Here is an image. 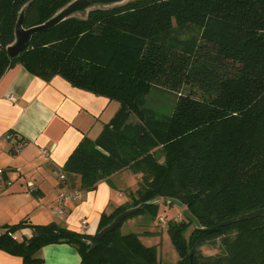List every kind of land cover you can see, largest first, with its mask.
I'll use <instances>...</instances> for the list:
<instances>
[{"label":"trees","instance_id":"1","mask_svg":"<svg viewBox=\"0 0 264 264\" xmlns=\"http://www.w3.org/2000/svg\"><path fill=\"white\" fill-rule=\"evenodd\" d=\"M72 1L0 0V78L21 65L45 82L59 77L118 103L97 138L81 139L60 171L81 192L124 171L137 178L126 203L100 215L97 233L143 203L133 215L154 218L153 202L171 206L173 199L197 221L167 223L175 264H264V216L220 225L264 208V0H140L95 8L33 35L17 58L8 57L21 14L29 29ZM184 86L203 94H180ZM152 89L178 95L170 115L155 117L144 108ZM123 221L96 241L97 233L23 220L3 230L28 227L30 236L17 242L5 233L0 250L37 264L39 249L64 240L77 249L80 264H162L155 246L119 232ZM205 245L220 251L204 256Z\"/></svg>","mask_w":264,"mask_h":264},{"label":"crops","instance_id":"2","mask_svg":"<svg viewBox=\"0 0 264 264\" xmlns=\"http://www.w3.org/2000/svg\"><path fill=\"white\" fill-rule=\"evenodd\" d=\"M118 107L117 102L73 88L59 77L45 82L21 65L1 76L0 139L13 134L17 143L0 144V167L11 182L0 194L6 198L1 212L8 210L0 219V228L24 220L27 225L55 224L87 236L97 233L100 215L126 203L124 191L133 188V174L128 172L131 180L127 186L120 185L124 171L99 183L94 191L73 188L79 196L63 204L61 216L55 214L59 205L57 193L72 187L63 188L57 177L81 139L97 138ZM81 221L86 222L85 229L81 228ZM14 234L26 239L30 229L23 227ZM34 258L40 260L37 264H80L77 249L66 242L45 245ZM0 264H23V260L0 250Z\"/></svg>","mask_w":264,"mask_h":264},{"label":"rangeland","instance_id":"3","mask_svg":"<svg viewBox=\"0 0 264 264\" xmlns=\"http://www.w3.org/2000/svg\"><path fill=\"white\" fill-rule=\"evenodd\" d=\"M137 1L140 0H120L115 4L106 5L103 7L94 6L82 14H85L89 10L95 8H114ZM193 68H197V66L194 64ZM190 92L193 93L194 97H201L200 95L203 94L197 86H184L180 90V94H188ZM177 96L178 95H176V93L152 89L144 97V108L151 112L155 117L168 116L172 112ZM123 174V181H121V184H119L127 186L131 180V175L128 173V171H125ZM136 182L137 178L133 175V191L136 189ZM131 189L132 188L124 191L126 199L128 196L127 192ZM4 197L5 196L0 197V219L5 218L6 212L8 211L6 208H4L1 212L2 203H5L6 200ZM157 204L158 207L156 209V215L154 218H151L152 216L149 214L131 215L123 221L119 232L121 234H136L144 245L155 246L157 248L158 257L162 264H175L178 260V256L170 243L167 233V223L171 220L178 221L182 219L183 215L181 214V211L184 209V207L178 209L173 205L168 206V204L160 200H157ZM191 230L192 226L189 227L185 233V238L188 236ZM219 251L220 250L217 246L212 245H205L200 248V254L204 256H213L218 254Z\"/></svg>","mask_w":264,"mask_h":264},{"label":"water","instance_id":"4","mask_svg":"<svg viewBox=\"0 0 264 264\" xmlns=\"http://www.w3.org/2000/svg\"><path fill=\"white\" fill-rule=\"evenodd\" d=\"M120 0H73L70 2L68 5H66L64 8H62L56 15H54L52 18L47 20L45 23L34 26L29 29H23L22 27V14L20 15L19 19L17 20L15 24V29H14V42L12 45L8 46L6 48V53L10 59H15L17 58L29 45V42L31 40V37L37 33L47 31L65 19L75 15V14H80L84 13L86 10L94 7V6H106V5H111L119 2ZM154 204H157V201L153 202ZM167 203H171L173 206H175L178 209H181L183 206L180 202L177 200H168ZM148 205V203H143L140 204L139 206L135 208H131L128 210H125L124 212L120 213L118 216H116L112 222L104 227L102 230H100L96 235H95V240L100 241L103 239L105 235L108 233L112 232L114 229H116L120 223L127 217L135 214L138 212L142 207ZM181 214L183 215L184 218L190 220L194 225H197V221L195 218L188 212L187 209H183L181 211ZM264 216V208L258 209L256 211L250 212L248 214L239 216L237 218L228 220L224 223H221V226H227L231 225L237 222L241 221H246V220H252L254 218L262 217ZM59 242H64V240H61ZM95 247V244L91 246L89 251H91Z\"/></svg>","mask_w":264,"mask_h":264},{"label":"built area","instance_id":"5","mask_svg":"<svg viewBox=\"0 0 264 264\" xmlns=\"http://www.w3.org/2000/svg\"><path fill=\"white\" fill-rule=\"evenodd\" d=\"M3 141H6V142H11V143H17L16 142V139L14 138L13 134H7L4 138H1L0 139V144L3 142ZM18 145V144H17ZM21 146L20 144L18 145L17 149L20 150ZM42 154H45V151H42ZM58 181H60L63 185V188L65 186H68V183L66 181V177L65 175L60 172L58 177H57ZM11 186V182L5 177V171L0 167V194L3 193L6 189H8L9 187ZM79 196V193L77 191H73V190H64V189H61L59 190V192L57 193V196H56V200L57 202L59 203L58 205V208L56 209L55 211V214L58 215V216H61L64 214V210H63V204L66 202V201H74L78 198ZM80 226L82 229H85L86 228V222L85 221H81L80 222ZM6 233L7 236H9L10 238H12L14 241H17V242H21L22 239L20 238H17L15 236V234H12L10 232H5L3 230V228H0V236L4 235Z\"/></svg>","mask_w":264,"mask_h":264}]
</instances>
